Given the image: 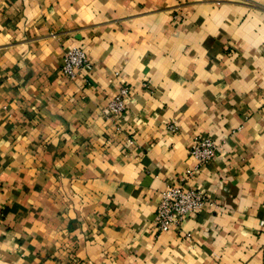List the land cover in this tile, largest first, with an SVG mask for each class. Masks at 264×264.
Listing matches in <instances>:
<instances>
[{
    "label": "crops",
    "instance_id": "crops-1",
    "mask_svg": "<svg viewBox=\"0 0 264 264\" xmlns=\"http://www.w3.org/2000/svg\"><path fill=\"white\" fill-rule=\"evenodd\" d=\"M197 136L209 203L158 232ZM0 207V264H264V0H0Z\"/></svg>",
    "mask_w": 264,
    "mask_h": 264
},
{
    "label": "built area",
    "instance_id": "built-area-1",
    "mask_svg": "<svg viewBox=\"0 0 264 264\" xmlns=\"http://www.w3.org/2000/svg\"><path fill=\"white\" fill-rule=\"evenodd\" d=\"M92 71V63L88 53L79 46L68 48L63 56L62 73L68 79H75L79 71ZM130 93L129 87L123 85L117 93L110 97L106 103V119L113 126V130L120 132L119 118L126 109V98ZM175 123H169L168 129L176 131ZM125 143L131 145L133 138L127 136ZM219 146L210 136H197L189 149L190 156L195 161V166L188 168L180 177V182L161 191L159 201L155 207L154 225L158 232H164L170 228H178L185 218L193 216L201 211L209 200L205 192L200 189L186 186L194 174L209 163L215 156ZM2 208L0 207V216ZM264 222L260 221V225Z\"/></svg>",
    "mask_w": 264,
    "mask_h": 264
}]
</instances>
